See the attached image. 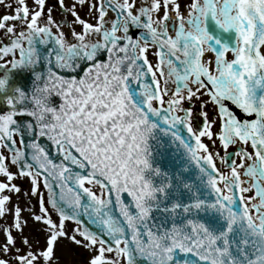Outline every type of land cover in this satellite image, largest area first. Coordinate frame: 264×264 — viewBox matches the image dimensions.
<instances>
[{
	"label": "snow or ice",
	"instance_id": "snow-or-ice-1",
	"mask_svg": "<svg viewBox=\"0 0 264 264\" xmlns=\"http://www.w3.org/2000/svg\"><path fill=\"white\" fill-rule=\"evenodd\" d=\"M52 3L0 0V264H264V0Z\"/></svg>",
	"mask_w": 264,
	"mask_h": 264
},
{
	"label": "flooded vegetation",
	"instance_id": "flooded-vegetation-1",
	"mask_svg": "<svg viewBox=\"0 0 264 264\" xmlns=\"http://www.w3.org/2000/svg\"><path fill=\"white\" fill-rule=\"evenodd\" d=\"M50 6H54L53 3H52V0H50ZM3 13H4V9L0 8V15H2ZM55 14L58 15V16L60 15L59 12H55ZM26 234H32V229H27L26 230ZM0 239H2V237H0ZM82 257H83V253H81L79 250H77L75 252V254L72 255L71 257H63V259L71 258L73 260H81Z\"/></svg>",
	"mask_w": 264,
	"mask_h": 264
},
{
	"label": "rangeland",
	"instance_id": "rangeland-1",
	"mask_svg": "<svg viewBox=\"0 0 264 264\" xmlns=\"http://www.w3.org/2000/svg\"><path fill=\"white\" fill-rule=\"evenodd\" d=\"M83 14V13H82ZM56 15V14H55ZM57 16V18H59V16L58 15H56ZM24 184H26V182H23ZM21 203H23V200L21 201Z\"/></svg>",
	"mask_w": 264,
	"mask_h": 264
}]
</instances>
